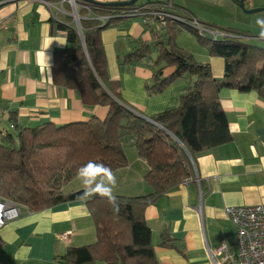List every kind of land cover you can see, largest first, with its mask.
Listing matches in <instances>:
<instances>
[{
	"label": "trees",
	"instance_id": "1",
	"mask_svg": "<svg viewBox=\"0 0 264 264\" xmlns=\"http://www.w3.org/2000/svg\"><path fill=\"white\" fill-rule=\"evenodd\" d=\"M44 1L58 3L61 0ZM169 1L178 15L193 18L189 12L174 6L171 0L137 2L129 7L78 1L76 9L81 18L82 40L73 26L50 21L52 33L63 32L66 40V47L53 55V84L76 91L85 106L107 107L105 119L93 117L63 126L25 127L16 113L11 110L3 113L0 109V198L28 212L83 201L92 218L95 242L67 248L56 264H158L144 210L149 202L193 180L199 155L232 141L227 117L219 102V91L223 88L241 93L253 91L264 98V46L245 43L236 30H225V37L211 40L185 23L165 19L164 25L156 21L164 30L161 40L139 44L119 63H137L148 58L156 48L154 72L146 90L149 95L160 94L182 80L185 84L178 105L149 117L158 126L125 108L143 115L142 111L123 102L118 93L119 82L108 78L100 33L132 19L124 14L135 5ZM239 1L235 2L239 4ZM200 24L213 31L219 30ZM182 30L191 33L200 45L207 46L209 56L223 59L222 78L215 79L207 65L197 63L191 54L176 46L177 33ZM167 68L173 70L166 75ZM129 138L133 140L137 156L148 167L144 179L153 190L150 196L112 195L114 199L110 200L98 194L86 196L85 189L69 194L62 192V187L89 161L102 164L112 172L127 167L122 143ZM161 245L173 247L163 234Z\"/></svg>",
	"mask_w": 264,
	"mask_h": 264
},
{
	"label": "crops",
	"instance_id": "2",
	"mask_svg": "<svg viewBox=\"0 0 264 264\" xmlns=\"http://www.w3.org/2000/svg\"><path fill=\"white\" fill-rule=\"evenodd\" d=\"M91 1L107 4L129 0ZM50 4L44 0L0 2V109L3 113L10 110L16 113L25 127L63 126L93 117L103 120L107 107L85 106L76 91L58 88L52 82L53 55L66 47V40L63 32L52 33L50 21L75 27L71 13L74 15L77 7L60 2ZM193 18L198 21L196 16ZM239 29L246 31L236 30L245 43L264 46L256 19ZM219 31L216 40L226 32ZM191 35L189 32L181 35L186 40L178 36V46L197 63L207 65L215 79L222 78L223 59L209 56L207 46L197 45ZM163 36L164 30L159 25H146L139 19L110 26L100 33L108 78L119 82L118 93L123 102L148 118L178 105L184 81L171 84L160 94L149 95L146 87L154 72L157 49L137 63L120 65L119 60L139 44H153ZM172 70L167 68L164 73ZM219 102L232 141L199 155L194 179L149 202L144 210L158 264H214L210 253L222 244L234 250L236 229L225 215V208L264 204V98L253 91L241 93L223 88L219 91ZM125 155L128 166L112 172L116 177L112 195L150 196L153 190L144 179L148 171L146 163L131 148ZM73 180L77 182L76 188L65 190L63 186L64 194L85 189L78 174ZM21 208V215L0 231L3 242L0 264H56L67 248L95 242L94 224L83 201L62 203L38 212ZM64 232L71 233L61 239ZM162 234L173 247L161 245Z\"/></svg>",
	"mask_w": 264,
	"mask_h": 264
},
{
	"label": "built area",
	"instance_id": "3",
	"mask_svg": "<svg viewBox=\"0 0 264 264\" xmlns=\"http://www.w3.org/2000/svg\"><path fill=\"white\" fill-rule=\"evenodd\" d=\"M45 2L51 5L49 2ZM60 3L68 4L70 7H77L73 0H61ZM71 14L74 17L73 13ZM124 16L139 19L147 25L157 24L156 21H160L164 25L165 19L178 21L185 23L203 37L214 38V40L218 38L216 31L202 26L194 18L185 19L178 15L170 1L149 6L135 5L129 8ZM225 36L226 34H223L220 38ZM21 212L22 208L19 205L0 199V231L7 222L18 218ZM224 212L236 229L234 250L230 249L227 244H222L218 249L210 253L214 264H264V204L227 207ZM70 233H62L60 238L66 239ZM2 243L0 234V249Z\"/></svg>",
	"mask_w": 264,
	"mask_h": 264
},
{
	"label": "rangeland",
	"instance_id": "4",
	"mask_svg": "<svg viewBox=\"0 0 264 264\" xmlns=\"http://www.w3.org/2000/svg\"><path fill=\"white\" fill-rule=\"evenodd\" d=\"M164 0H138V3H155ZM174 6L183 9L190 14L196 16L197 20L201 23L209 24L219 30H227L228 28H234L240 32L246 33L245 29H239L240 26L245 24L247 21L255 20L257 17L264 16V11L246 14L242 9L238 7V4L234 0H171ZM264 7V0H246L245 8L252 10ZM238 26V27H237ZM216 30V32H220ZM186 30H182L177 33L175 44H177L178 36L183 35ZM190 35V34H189ZM197 45L199 42L191 35ZM180 40H186L184 36H181ZM188 44V43H187ZM189 46H191L189 44ZM179 47V46H178ZM188 81V79H187ZM185 84V82H183ZM5 126V124H3ZM129 142L133 143L132 139H128ZM128 141H123L122 146L126 154H129L130 148L135 153L134 146L128 145ZM74 180L64 185V189L68 190L76 188ZM67 192V191H66ZM71 193V192H69ZM1 199V198H0ZM6 200V199H3ZM9 201V200H7Z\"/></svg>",
	"mask_w": 264,
	"mask_h": 264
},
{
	"label": "clouds",
	"instance_id": "5",
	"mask_svg": "<svg viewBox=\"0 0 264 264\" xmlns=\"http://www.w3.org/2000/svg\"><path fill=\"white\" fill-rule=\"evenodd\" d=\"M256 24L260 26L259 37L264 38V16L257 17ZM78 175L85 185L84 195L98 194L101 197H108L110 200L114 199L112 186L116 183V177L110 169L102 164L89 161L78 170ZM97 177L102 178L97 180Z\"/></svg>",
	"mask_w": 264,
	"mask_h": 264
},
{
	"label": "water",
	"instance_id": "6",
	"mask_svg": "<svg viewBox=\"0 0 264 264\" xmlns=\"http://www.w3.org/2000/svg\"><path fill=\"white\" fill-rule=\"evenodd\" d=\"M74 3L76 4L78 1H82V2H88V3H91L93 1L91 0H73ZM138 2V0H129V1H123V2H114V3H107L105 4L106 6L108 7H129V6H132L134 4H136ZM238 7L240 9H242L244 11V13L246 14H254V13H258V12H261V11H264V8H257V9H252V10H249V9H246L245 8V5H244V1L243 0H240L239 1V4H238ZM74 17H75V29L77 30L81 40L83 39L82 37V33H81V27H80V18L77 14V11L74 10ZM125 107V106H124ZM129 112L137 115L138 117H140L141 119L155 125V126H158L157 124H155L154 122H152L148 117H145V116H142L140 114H137L135 112H133L131 109L125 107Z\"/></svg>",
	"mask_w": 264,
	"mask_h": 264
},
{
	"label": "flooded vegetation",
	"instance_id": "7",
	"mask_svg": "<svg viewBox=\"0 0 264 264\" xmlns=\"http://www.w3.org/2000/svg\"><path fill=\"white\" fill-rule=\"evenodd\" d=\"M243 1H244V5H245V1H246V0H243ZM207 38H209V37H207Z\"/></svg>",
	"mask_w": 264,
	"mask_h": 264
}]
</instances>
